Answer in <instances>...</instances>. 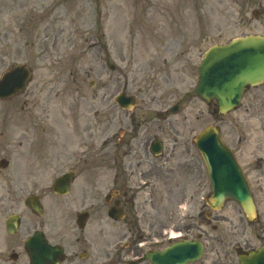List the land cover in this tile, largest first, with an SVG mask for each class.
Here are the masks:
<instances>
[{
  "label": "rangeland",
  "instance_id": "rangeland-1",
  "mask_svg": "<svg viewBox=\"0 0 264 264\" xmlns=\"http://www.w3.org/2000/svg\"><path fill=\"white\" fill-rule=\"evenodd\" d=\"M256 7L255 0H0V76L20 64L32 71L21 97L0 100V120L8 130L5 135L11 134L21 118L15 108L23 97L49 104L53 133H62L59 124L68 121L69 106H78L80 120L90 125L91 110L98 109V129L93 134L100 136V142L114 127L117 130L120 121L124 128L131 114L135 120L155 119L157 113H169L179 104L178 111L163 120L161 137L169 146L178 139L175 155L195 158L197 169L191 175L190 169L186 173V168H175L168 180L157 184L155 204L162 210L152 219L156 227L162 224L164 233L155 238L164 247L170 233L185 239L200 237L204 251L193 264H224L225 241L240 222V211L227 202L206 216L204 200L210 186L193 139L206 126L219 125L226 142L236 145L237 156L242 155L240 161H246L243 155L254 146L253 137L260 134L252 130L259 118L264 119V85L250 89L238 109L217 118L212 116L214 105L204 103L193 90L198 64L208 47L252 32L264 35L263 18L258 20L261 25L250 17ZM179 39H183L180 47L175 43ZM71 72H79L83 81V97L77 100L71 96ZM124 85L126 94L137 100L128 113L113 102ZM252 103L258 105L252 107ZM62 104H66L65 114ZM153 133L150 128L149 135ZM240 136L244 146L236 144ZM62 171L54 161L50 169L35 172L36 189L42 184L51 186ZM15 177L9 169L0 174V182H14ZM170 184L178 196L173 203L167 198ZM96 192L101 198L105 188L100 186ZM144 198L149 199L148 189L142 193ZM148 213L156 215L154 210ZM58 223L70 232V220Z\"/></svg>",
  "mask_w": 264,
  "mask_h": 264
},
{
  "label": "flooded vegetation",
  "instance_id": "flooded-vegetation-1",
  "mask_svg": "<svg viewBox=\"0 0 264 264\" xmlns=\"http://www.w3.org/2000/svg\"><path fill=\"white\" fill-rule=\"evenodd\" d=\"M255 2L254 9L260 12L264 24V0ZM181 42L183 39L175 40L179 47ZM70 79L74 85L72 99L82 98L84 88L79 72H71ZM34 101L23 97V102L17 103L16 114L21 118L12 126L11 134L5 135L8 130L0 120V164H4L0 174L11 169L16 176L14 182H0V264H31L26 242L35 232L42 245L55 248L54 252L48 250L42 264H50L52 255L58 264H151L148 254L163 250L148 246L155 237L163 235L162 224L156 227L152 219L158 218L162 210L155 204L157 184L168 180L175 168H186V173L190 169L191 175L197 169L195 158L175 155L178 139L174 138L169 146L161 137L163 120L175 106L169 113H157L155 119L135 120L131 114L124 128L120 121L117 130L114 127L108 138L100 142V136L93 134L98 129V109L91 110L90 125L89 121L80 120L78 106H69L68 121L55 123L62 133H53L56 130H51L48 122L49 104L37 103L36 98ZM259 106L262 108L263 103ZM176 107L177 112L179 104ZM62 112L65 114L66 104H62ZM150 128L154 129L151 135ZM252 132L260 134L253 137L254 146L243 155L246 161H240L242 155L237 156L236 145L230 146L249 183L256 218L248 223L239 212L240 222L230 240L225 241L224 264H242L249 253L264 246L263 118H259ZM242 137L236 139L237 146L245 145ZM54 161L63 168L61 175L70 174L67 195H57L44 184L36 189L35 172L50 169ZM100 186L105 188L101 198L96 192ZM146 189L148 200L142 199ZM166 189L168 200L178 201L171 184ZM163 200L161 194L159 202ZM148 210H154L156 215L150 216ZM9 218L12 220L7 224ZM66 220L72 223L69 233L58 223Z\"/></svg>",
  "mask_w": 264,
  "mask_h": 264
},
{
  "label": "water",
  "instance_id": "water-1",
  "mask_svg": "<svg viewBox=\"0 0 264 264\" xmlns=\"http://www.w3.org/2000/svg\"><path fill=\"white\" fill-rule=\"evenodd\" d=\"M28 78L29 71L23 65L4 73L0 79V98H7L23 89ZM261 82H264V38L246 36L234 39L227 45L209 48L199 66V80L195 93L205 100L215 99L218 113H226L238 105L247 85L254 86ZM115 101L121 108H131L135 104L133 98H126L123 95L117 97ZM195 146L212 178L213 193L209 202L211 209L220 207L222 200L228 196L244 203L243 210L250 216L252 204L248 201L247 190L241 184V173L231 165L232 156L222 144L218 129L206 128L197 136ZM218 159L223 163L219 164ZM229 174L233 178H227ZM68 178L69 175L58 178L53 185V191L65 194ZM200 253V244L183 242L173 245L157 258L153 255L151 260L159 264H184L187 260L197 259ZM37 254H39L37 250L31 252L34 260H37ZM173 257L182 258L171 260ZM254 260L255 264H264V250L259 251Z\"/></svg>",
  "mask_w": 264,
  "mask_h": 264
}]
</instances>
